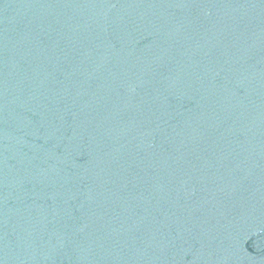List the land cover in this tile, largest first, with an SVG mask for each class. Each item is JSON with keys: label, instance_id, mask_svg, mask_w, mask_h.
Instances as JSON below:
<instances>
[{"label": "water", "instance_id": "1", "mask_svg": "<svg viewBox=\"0 0 264 264\" xmlns=\"http://www.w3.org/2000/svg\"><path fill=\"white\" fill-rule=\"evenodd\" d=\"M0 264H264V0H0Z\"/></svg>", "mask_w": 264, "mask_h": 264}]
</instances>
